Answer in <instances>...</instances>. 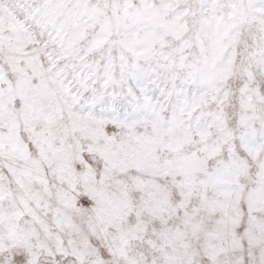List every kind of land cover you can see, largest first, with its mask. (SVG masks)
I'll use <instances>...</instances> for the list:
<instances>
[{"label": "snow or ice", "instance_id": "6c2138e0", "mask_svg": "<svg viewBox=\"0 0 264 264\" xmlns=\"http://www.w3.org/2000/svg\"><path fill=\"white\" fill-rule=\"evenodd\" d=\"M0 264H264V0H0Z\"/></svg>", "mask_w": 264, "mask_h": 264}]
</instances>
